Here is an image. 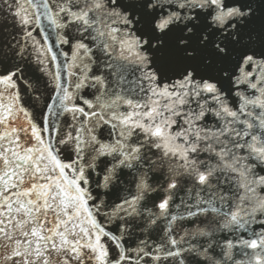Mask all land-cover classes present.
Instances as JSON below:
<instances>
[{
  "label": "snow or ice",
  "instance_id": "obj_1",
  "mask_svg": "<svg viewBox=\"0 0 264 264\" xmlns=\"http://www.w3.org/2000/svg\"><path fill=\"white\" fill-rule=\"evenodd\" d=\"M0 264H264V0H0Z\"/></svg>",
  "mask_w": 264,
  "mask_h": 264
}]
</instances>
